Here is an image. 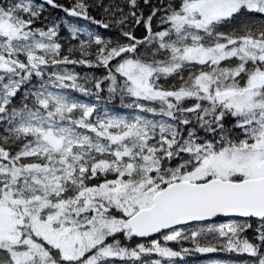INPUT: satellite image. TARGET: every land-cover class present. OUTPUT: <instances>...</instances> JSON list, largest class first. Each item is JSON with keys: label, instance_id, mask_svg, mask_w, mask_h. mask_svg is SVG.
Returning a JSON list of instances; mask_svg holds the SVG:
<instances>
[{"label": "snow or ice", "instance_id": "1", "mask_svg": "<svg viewBox=\"0 0 264 264\" xmlns=\"http://www.w3.org/2000/svg\"><path fill=\"white\" fill-rule=\"evenodd\" d=\"M197 255L264 264V0H0V264Z\"/></svg>", "mask_w": 264, "mask_h": 264}, {"label": "rangeland", "instance_id": "2", "mask_svg": "<svg viewBox=\"0 0 264 264\" xmlns=\"http://www.w3.org/2000/svg\"><path fill=\"white\" fill-rule=\"evenodd\" d=\"M209 255H212V254H209ZM206 257L204 256H200V255H197L196 257H192L190 259L194 260V261H197L198 264H202V261L205 259Z\"/></svg>", "mask_w": 264, "mask_h": 264}]
</instances>
